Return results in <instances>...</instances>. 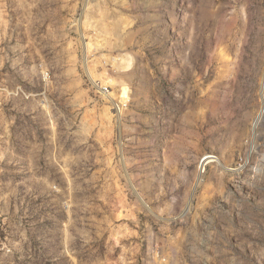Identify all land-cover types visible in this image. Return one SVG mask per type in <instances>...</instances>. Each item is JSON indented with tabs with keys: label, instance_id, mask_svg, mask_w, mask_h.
Instances as JSON below:
<instances>
[{
	"label": "rangeland",
	"instance_id": "obj_1",
	"mask_svg": "<svg viewBox=\"0 0 264 264\" xmlns=\"http://www.w3.org/2000/svg\"><path fill=\"white\" fill-rule=\"evenodd\" d=\"M3 85L0 264H264V0H0Z\"/></svg>",
	"mask_w": 264,
	"mask_h": 264
},
{
	"label": "built area",
	"instance_id": "obj_2",
	"mask_svg": "<svg viewBox=\"0 0 264 264\" xmlns=\"http://www.w3.org/2000/svg\"><path fill=\"white\" fill-rule=\"evenodd\" d=\"M3 94H10L11 95V93L9 92V89L7 87H5L4 85L2 87H0V96ZM12 94H14V92Z\"/></svg>",
	"mask_w": 264,
	"mask_h": 264
},
{
	"label": "bare ground",
	"instance_id": "obj_3",
	"mask_svg": "<svg viewBox=\"0 0 264 264\" xmlns=\"http://www.w3.org/2000/svg\"><path fill=\"white\" fill-rule=\"evenodd\" d=\"M211 162V161H210Z\"/></svg>",
	"mask_w": 264,
	"mask_h": 264
}]
</instances>
